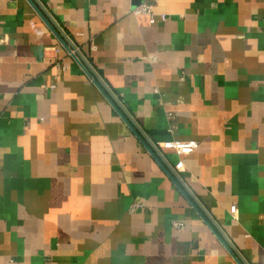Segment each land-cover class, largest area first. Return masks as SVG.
I'll list each match as a JSON object with an SVG mask.
<instances>
[{
    "label": "crops",
    "instance_id": "obj_1",
    "mask_svg": "<svg viewBox=\"0 0 264 264\" xmlns=\"http://www.w3.org/2000/svg\"><path fill=\"white\" fill-rule=\"evenodd\" d=\"M37 1L264 264V0ZM0 264H237L26 0H0Z\"/></svg>",
    "mask_w": 264,
    "mask_h": 264
},
{
    "label": "water",
    "instance_id": "obj_2",
    "mask_svg": "<svg viewBox=\"0 0 264 264\" xmlns=\"http://www.w3.org/2000/svg\"><path fill=\"white\" fill-rule=\"evenodd\" d=\"M26 1L31 5V7L34 9V11L43 21V23L48 27V29L54 35L58 43L70 55V57L83 71V73L89 79L92 80L94 86L98 89V91L102 94V96L106 99V101L111 105V107L114 109L117 115L122 119V121L125 123L128 129L132 132V134L144 147V149L160 165V167L166 173L168 178L172 181V183L176 186V188L180 191V193L184 196V198L189 202L192 208L198 213V215L206 223V225L210 228V230L214 233L216 238L220 241L222 246L234 259V261L237 264H246L243 261V259L240 257V255L232 247V245L228 242L226 237L222 234V232L217 228V226L213 223L210 217L206 214V212L203 210L201 205L197 202V200L193 197V195L184 186L176 171H174V169L165 161L158 148L151 143V141L146 137V135L139 128L136 122L124 110V108L119 103V101L107 89L104 83L100 80V78L96 75V73L92 70V68L88 65V63L84 60V58L79 53V51H77L76 47L72 44V42L68 39V37L64 34V32L48 15L46 10L40 5V3L37 0H26ZM132 2H133L132 8L134 9L135 7L138 6L140 0H132Z\"/></svg>",
    "mask_w": 264,
    "mask_h": 264
},
{
    "label": "built area",
    "instance_id": "obj_3",
    "mask_svg": "<svg viewBox=\"0 0 264 264\" xmlns=\"http://www.w3.org/2000/svg\"><path fill=\"white\" fill-rule=\"evenodd\" d=\"M156 0H140V3L138 4L137 7H135L134 9H132V13L134 15H145L148 16L150 18L151 23L154 22V15L152 12V8L155 4ZM160 21H165V16H160L159 17ZM160 149L163 150H169V151H173L178 157L184 156V155H188L190 153H192L194 150L197 149V143L194 141H176V140H172V141H167L164 143H161L159 145ZM183 168V163L182 161H178L173 169L174 171H180ZM141 205L138 203H133L130 208L129 211L133 212L137 209H140ZM236 208L235 206L230 207V213L232 215L235 214ZM174 227L178 228L181 227V224L178 223H174L173 224Z\"/></svg>",
    "mask_w": 264,
    "mask_h": 264
}]
</instances>
